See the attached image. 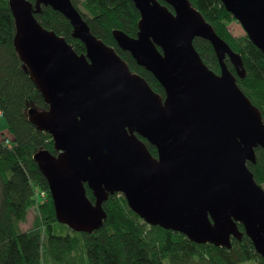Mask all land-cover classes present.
<instances>
[{"label":"water","instance_id":"95a60500","mask_svg":"<svg viewBox=\"0 0 264 264\" xmlns=\"http://www.w3.org/2000/svg\"><path fill=\"white\" fill-rule=\"evenodd\" d=\"M132 1L141 16L137 36H113L153 73L164 98L91 32L72 0H9L16 50L48 104L29 109L28 118L54 143L55 154L43 149L34 157L57 220L95 231L105 201L121 193L148 224L198 244L231 248L245 232L264 261V188L248 166L264 149V119L227 65L244 77L241 56L189 0ZM221 2L264 55V0ZM41 5L69 20L85 53L42 26L35 17ZM196 38L213 46L219 74L203 61Z\"/></svg>","mask_w":264,"mask_h":264},{"label":"trees","instance_id":"16d2710c","mask_svg":"<svg viewBox=\"0 0 264 264\" xmlns=\"http://www.w3.org/2000/svg\"><path fill=\"white\" fill-rule=\"evenodd\" d=\"M158 1L166 4L165 0ZM189 1L241 56L246 70L244 77L236 74L228 59L227 65L264 119L262 51L246 35L235 37L230 32L228 25L235 18L221 0ZM72 3L91 32L114 48L130 70L145 78L164 98V88L154 75L138 65L130 52L121 49L113 36L114 30L137 36L141 16L134 2L72 0ZM35 17L44 28L65 38L78 54L86 52L85 45L73 37V27L63 14L41 5V12ZM15 35L9 0H0V112L7 124L6 131L0 134V264H264L242 225L239 226L244 235L241 240L233 238L231 248L198 244L180 232L148 224L130 209L121 193L110 195L105 201L106 218L95 231H75L59 222L47 180L34 157L43 149L55 154L54 143L50 134L38 130L28 118L29 109L46 110L48 104L16 50ZM194 46L205 64L219 74L220 64L211 43L196 38ZM145 142L157 157L156 148ZM256 155L257 162H249L248 166L264 188V149L258 147ZM86 188L94 203L93 192ZM33 207L37 216L33 225L24 230Z\"/></svg>","mask_w":264,"mask_h":264},{"label":"rangeland","instance_id":"374dc122","mask_svg":"<svg viewBox=\"0 0 264 264\" xmlns=\"http://www.w3.org/2000/svg\"><path fill=\"white\" fill-rule=\"evenodd\" d=\"M228 26H229L228 28H229L230 32L235 37H241V36H245V35L247 36L243 26L241 25V23L238 20H236V19L233 20ZM6 128H7L6 121L3 119L1 112H0V134L3 133L4 131H6ZM36 213H37V210L33 207L30 210V216H29L28 223L26 225H23L24 230L30 228L33 225V222L37 216ZM247 264H255V263L250 262Z\"/></svg>","mask_w":264,"mask_h":264},{"label":"flooded vegetation","instance_id":"af4514ba","mask_svg":"<svg viewBox=\"0 0 264 264\" xmlns=\"http://www.w3.org/2000/svg\"><path fill=\"white\" fill-rule=\"evenodd\" d=\"M137 136H138V137H139V138H140V139L146 144V142H145L146 140H145V139H143V138H142L140 135H138V134H137ZM146 145H147V144H146Z\"/></svg>","mask_w":264,"mask_h":264},{"label":"bare ground","instance_id":"6f19581e","mask_svg":"<svg viewBox=\"0 0 264 264\" xmlns=\"http://www.w3.org/2000/svg\"><path fill=\"white\" fill-rule=\"evenodd\" d=\"M206 20V19H205ZM115 50V49H114ZM116 52V51H115ZM120 56V55H119ZM121 57V56H120ZM122 58V57H121ZM137 62V61H136ZM138 64V63H137ZM139 65V64H138ZM141 66V65H140ZM141 67H143V66H141ZM150 72V71H149ZM151 73V72H150ZM153 74V73H152ZM155 77V76H154Z\"/></svg>","mask_w":264,"mask_h":264}]
</instances>
